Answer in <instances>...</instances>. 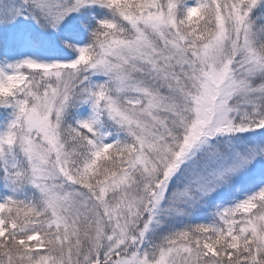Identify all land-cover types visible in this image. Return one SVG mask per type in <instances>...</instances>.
Returning <instances> with one entry per match:
<instances>
[{"label":"snow or ice","instance_id":"obj_1","mask_svg":"<svg viewBox=\"0 0 264 264\" xmlns=\"http://www.w3.org/2000/svg\"><path fill=\"white\" fill-rule=\"evenodd\" d=\"M0 264H264V0H0Z\"/></svg>","mask_w":264,"mask_h":264}]
</instances>
